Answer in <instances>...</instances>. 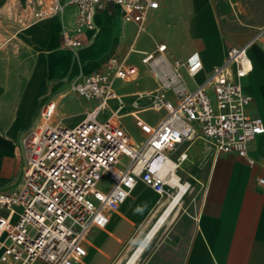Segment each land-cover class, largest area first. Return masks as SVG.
I'll return each instance as SVG.
<instances>
[{
	"label": "crops",
	"instance_id": "0c3cea01",
	"mask_svg": "<svg viewBox=\"0 0 264 264\" xmlns=\"http://www.w3.org/2000/svg\"><path fill=\"white\" fill-rule=\"evenodd\" d=\"M12 2L18 20L8 18L7 7ZM22 3L0 0V192L13 191L23 179L26 152L21 137L38 125L42 106L54 101L57 115L65 123L62 106L67 98L82 110L83 119L90 105L69 88L110 57L125 60L138 70L132 80L116 82L114 87L123 104L121 122L133 139H141L130 115L152 121L148 114L153 112L146 110L149 104L123 101L155 88L140 63L142 54L152 51L155 44H164L171 59L199 54L203 69L194 78L184 74L191 89L222 63L227 49L246 46L253 69L236 81L252 99L247 114L261 118L264 124V0H163L146 19L145 31L139 33L135 24L123 21L119 7L108 4L95 15V29L81 34L75 27L74 7L67 6L35 24L22 18ZM62 33L87 43L73 52L62 46ZM121 34L126 43L117 54L114 42ZM143 35L147 41L139 47ZM4 38L12 40L11 49L1 42ZM189 80L194 84L189 85ZM110 105L113 110L118 106L116 101ZM125 119L131 120L137 137L128 130ZM183 151L187 159L177 173L191 186L182 200L183 204L189 198L187 206L154 236L136 264H264V185L257 182L264 178V134L249 144L253 166L237 155L217 153L199 137L176 146L173 158ZM136 190L143 196L136 197ZM129 198L109 215L104 228L89 230L86 256L76 264L122 263L166 205L141 183Z\"/></svg>",
	"mask_w": 264,
	"mask_h": 264
},
{
	"label": "built area",
	"instance_id": "2783aa9c",
	"mask_svg": "<svg viewBox=\"0 0 264 264\" xmlns=\"http://www.w3.org/2000/svg\"><path fill=\"white\" fill-rule=\"evenodd\" d=\"M162 1L26 0L40 21L74 7L78 34L94 30L95 15L108 4L119 7L123 21L135 24L139 33ZM86 43L62 33V46L73 52ZM140 63L156 86L138 98L149 102L146 110L162 113L153 122L133 116L139 140L119 118L123 104L115 83L130 81L138 72L125 60L110 57L72 83L71 92L90 105L75 126L58 117L54 101L42 106L38 125L21 137L26 152L23 179L13 191L0 192V264L79 263L86 256L89 230L104 228L138 182L166 201L157 219L162 225L190 189L189 182L175 176L187 153L172 156L183 142L199 137L217 153L234 154L254 165L248 147L264 134V124L247 114L252 99L236 81L253 69L246 46L227 49L222 63L193 89L184 74L194 78L203 69L198 53L171 59L164 44H155ZM112 101L118 104L114 110ZM104 176L110 186L101 190L98 180ZM257 182L264 185V178Z\"/></svg>",
	"mask_w": 264,
	"mask_h": 264
},
{
	"label": "rangeland",
	"instance_id": "374dc122",
	"mask_svg": "<svg viewBox=\"0 0 264 264\" xmlns=\"http://www.w3.org/2000/svg\"><path fill=\"white\" fill-rule=\"evenodd\" d=\"M14 4H15V2H12L7 7V11H8V14H9L8 18H12V17L14 18L15 17V19L18 20V17L16 15V13H18V12L16 10V7L14 8ZM20 13L22 14V18H26L27 17V18H29V21L32 22V23L36 24V23L40 22V20L35 19L33 17V15L31 14L30 10L28 9L26 0H23V3L21 5V12ZM0 29H1V27H0ZM4 31H8L7 28H4ZM143 36L144 37L140 36L139 41L137 42V45L139 47L141 45L143 46L146 43V41H147V38L145 37V35H143ZM1 42H4L8 49L12 48V40H10L8 38H6V39L4 38V40L3 41L1 40ZM114 43L116 44V53L119 54L120 49L122 48V46H124V43H126L125 35L121 34L120 35V39L116 40ZM133 59H135V57H133ZM188 84L189 85H193L194 82L192 80H189ZM69 91L71 92L70 88H69ZM123 102L124 103H129V104L137 102L139 105H148L149 104V102L147 100H141V99L135 98V97L134 98L124 99ZM112 105H113V107H115V104H112ZM62 111L64 112L65 123H67L69 125H74V124L78 123L83 117L82 110H80L77 106L71 104L69 99H67V98L63 101ZM148 116H149V118L152 121H154L155 119L159 118L160 114L149 113ZM124 122H125V125L128 128V130H130L137 137V133L135 131L134 125L131 122V120L130 119H125ZM138 139H139V137H138ZM109 186H110V183H109L107 177L106 176L102 177L101 181L99 182V188H101V190H106V189L109 188ZM135 196L140 198V197L143 196V194L141 193V191L136 190L135 191ZM188 201H189V198H187L185 200V202L183 203L184 207L187 206Z\"/></svg>",
	"mask_w": 264,
	"mask_h": 264
},
{
	"label": "bare ground",
	"instance_id": "6f19581e",
	"mask_svg": "<svg viewBox=\"0 0 264 264\" xmlns=\"http://www.w3.org/2000/svg\"><path fill=\"white\" fill-rule=\"evenodd\" d=\"M145 24H146V21L144 23V26L142 27V30L141 31H145ZM27 28V27H26ZM25 29V28H24ZM23 29V30H24ZM30 29V28H29ZM16 38V37H15ZM130 116H138L136 113H133L132 115ZM120 120L123 119L124 117H119ZM176 177L180 178L179 174L176 173L175 175ZM172 181V179H170ZM100 180H98V184H99ZM140 182H138L137 184H139ZM136 185H134L131 189V191L129 192V195L127 197V199L131 196V193L132 191L136 188ZM142 184V183H141ZM191 187V186H190ZM184 198V197H183ZM182 198V200H183ZM130 199V198H129ZM182 200L181 202L179 203V207L176 209V211L171 214L165 221L164 223L161 225L160 223L157 222V219L160 217V215L158 216V218L156 219L155 223L150 227V229L144 234L143 238L137 242L135 244V246H133L132 248V251L129 253V255L126 257V259L122 262V263H113V264H135L136 261L138 260V258L140 257V255L142 254V252L144 251V249H146V246L149 244V242L154 238V236L159 233V231L162 229V227L168 223L169 221L172 220L173 216L180 210V208L182 209L184 206L182 204ZM127 201V200H126ZM125 201V202H126ZM182 204V205H181ZM150 216V215H148ZM147 216L146 218V223L148 222L149 220V217Z\"/></svg>",
	"mask_w": 264,
	"mask_h": 264
}]
</instances>
